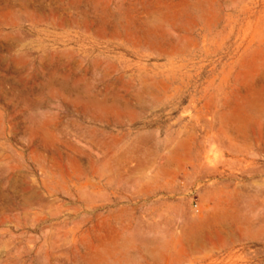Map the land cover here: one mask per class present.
I'll return each instance as SVG.
<instances>
[{
  "label": "rangeland",
  "instance_id": "rangeland-1",
  "mask_svg": "<svg viewBox=\"0 0 264 264\" xmlns=\"http://www.w3.org/2000/svg\"><path fill=\"white\" fill-rule=\"evenodd\" d=\"M0 264H264V0H0Z\"/></svg>",
  "mask_w": 264,
  "mask_h": 264
},
{
  "label": "bare ground",
  "instance_id": "bare-ground-1",
  "mask_svg": "<svg viewBox=\"0 0 264 264\" xmlns=\"http://www.w3.org/2000/svg\"><path fill=\"white\" fill-rule=\"evenodd\" d=\"M213 102V101H212ZM105 111V110H104ZM100 115H101V113H100ZM97 116V115H96ZM103 118V117H102ZM89 133V132H88ZM195 155H197V154H195ZM194 155V156H195ZM200 158V157H199ZM197 160V159H196ZM198 161V160H197ZM199 162V161H198ZM143 163V162H142ZM196 163V162H195ZM198 164V163H197ZM133 169V168H132ZM131 170V169H130ZM208 172H209V170H208ZM207 172V173H208ZM228 207V206H227ZM215 213V212H214ZM217 213V212H216ZM223 213V212H222ZM225 213H226V211H225ZM224 213V214H225ZM223 214V215H224ZM228 216V215H227ZM226 217V216H225ZM207 218V217H206ZM220 218H221V216H220ZM227 218V217H226ZM212 219H214V218H212ZM228 220V219H227ZM189 221V220H188ZM220 221V220H219ZM232 221V220H231ZM194 222V221H193ZM175 223V222H174ZM202 223H204L205 224V222L203 221ZM189 224V223H188ZM206 224H209L208 222H206ZM183 225V224H182ZM203 225V224H202ZM201 227V223H198L197 224V222H196V224H193V226H191V229H192V231L194 230V232H197L196 230H199V228ZM203 227V226H202ZM201 229V228H200ZM204 229V228H203ZM199 232V231H198ZM190 234H191V232H190ZM194 234V233H193ZM198 234V233H197ZM147 241V240H146ZM110 252V251H109ZM164 256V255H163Z\"/></svg>",
  "mask_w": 264,
  "mask_h": 264
}]
</instances>
